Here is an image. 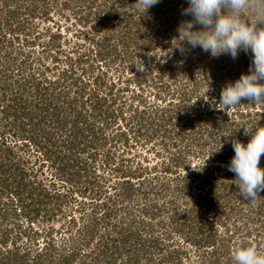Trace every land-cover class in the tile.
Wrapping results in <instances>:
<instances>
[{"label": "rangeland", "instance_id": "1", "mask_svg": "<svg viewBox=\"0 0 264 264\" xmlns=\"http://www.w3.org/2000/svg\"><path fill=\"white\" fill-rule=\"evenodd\" d=\"M104 1L0 0V264H60L72 252L68 264H234L231 251L241 244L264 253V190L255 203L245 200L229 163L209 156L224 148L214 145L211 117L221 126L222 114L237 110L214 114L210 102L249 71L243 56L220 55L218 63L198 47L182 56L171 50L175 37L159 45L149 29L127 55L119 43L130 32L125 20L145 10ZM186 4L160 0L146 11L156 16L148 15L149 28L177 33L191 18L181 14ZM243 18L258 23L248 10ZM244 102L245 116L264 112V102ZM186 106H194L192 125L178 118L173 127L159 116ZM251 121L244 117L233 140L247 143L246 132L260 125ZM187 128L190 137L178 141ZM225 174L230 186L209 201V182ZM43 198L47 205H32ZM33 208L39 215L28 217ZM132 234L133 245L122 244Z\"/></svg>", "mask_w": 264, "mask_h": 264}, {"label": "clouds", "instance_id": "2", "mask_svg": "<svg viewBox=\"0 0 264 264\" xmlns=\"http://www.w3.org/2000/svg\"><path fill=\"white\" fill-rule=\"evenodd\" d=\"M159 2L137 0V6L146 12ZM245 10L256 16L257 24L243 18ZM181 14L191 18L178 24V35L176 42H171V50L182 56L197 47L213 58L226 54L235 59L241 51L251 52L249 71L227 82L221 88L219 100H211L212 106L227 112L244 100L253 104L264 102V28L259 26L264 23V0H187ZM246 133H251L247 143L232 141L234 155L227 167L239 181L241 196L255 203L259 191L264 190V167L260 166L264 155V125ZM209 156L197 170L203 169ZM231 257L234 264H264V253L255 244L233 247Z\"/></svg>", "mask_w": 264, "mask_h": 264}, {"label": "trees", "instance_id": "3", "mask_svg": "<svg viewBox=\"0 0 264 264\" xmlns=\"http://www.w3.org/2000/svg\"><path fill=\"white\" fill-rule=\"evenodd\" d=\"M130 1H132L133 3L135 1L137 2V0H110L111 5L109 7H111L112 5H114L116 3H119L120 6L123 7L127 3H129ZM106 3H108L107 0L104 1V5H106ZM157 4L160 6V2L157 3ZM108 9H110V8H108ZM156 11L157 10H154L153 13H156ZM142 14H145V15L142 17V15L140 14L137 18L128 17L125 20L126 22L124 24V27L126 29H128L130 32L123 33V36H121L119 43L121 45L120 47H122L121 49L123 50V53H127V55L129 54V52H130V54H132V47H135V46L138 45V43L140 42L139 39H140L141 35L144 32H146L147 29L151 30L152 37H154L155 42H157L159 45L163 43L164 39H168L170 41L177 35V33L174 32V34H172L170 36H166V33L171 34V29H167L166 28L167 30L161 31V30H153L152 28H149V24H150V21H151L149 16H151V15L155 16V15L150 13V12H149V14H147L146 12H142ZM113 15H114L115 18L118 17V10L114 11ZM13 17H16V13L14 11L13 12H8V18H13ZM118 27H120V26H118ZM165 37H169V38H165ZM108 41L110 42V39ZM142 45H144V47H145L147 45V43L144 42V43H142ZM240 54L243 56V65H245L248 68L250 63H251V52L245 53V52L241 51ZM222 61H225V60L222 57H220V56L215 58V62L220 63ZM157 69H158V71L159 70L161 71L163 69V66L158 65ZM157 75H159V74H157ZM158 77H159V80L162 79L161 78L162 76H158ZM136 98L138 99L139 97L136 96ZM243 103L245 104L244 101H243ZM193 107L194 106H186V108H187L186 111H183V109H176V108H175L176 109L175 110L172 107H171L172 110L170 108H166V109L163 108V110L161 111V115H159V116H160V118H161V120L163 122L167 121L169 124H172V121H174V124H172L173 127H177V125H179L180 121H179L178 118H180V120H181V118H184V119L187 118V120H189L190 124L192 125L193 112L195 111L193 109ZM207 108L208 109H207L206 115L212 116L213 113L209 110L210 108L209 107H207ZM21 109L23 111V108H21ZM195 109L196 110L198 109V111H200V109H201L200 108V103H198L196 105ZM236 109H237L236 112H233V114H222V112L220 110H216V108L213 109L214 111H216V113H214V114L218 113V114L225 115V116H223V118L221 120V124H220L221 126H218V124L216 122L218 120L216 118L211 117V119L214 120V122H215L212 125L213 134H211V137H213V139H214V143H215L214 145L223 144V142H224V148L222 147L221 149L216 150L215 152H213L212 149L210 150V153H212L210 156H212V158L215 159L219 163H229L231 157L234 155V149L232 147L233 137L235 136V134L243 132V129H244L243 119H244V117L245 118L246 117L251 118L252 121L249 122V124H252V122L253 123L256 122L257 124L259 123L260 125H264V112H260L259 113L258 111H256L255 114H253L251 112H247V115L245 116L244 112L239 111L238 106H237ZM22 113H23L24 116H29L30 115L29 113L28 114L24 113V111ZM196 115L197 116H195L196 117L195 119L197 120V118H200V115L198 113H196ZM237 118H238V120L236 121L235 119H237ZM254 127H256V126H252L250 128V130H252ZM188 129H190V128L183 129L181 132H179V134L176 136V139L178 141L182 142V141L186 140L187 137L189 138L190 135L187 132ZM219 133H221V134L219 135ZM250 135H251V133H250ZM244 140H246V138H244ZM201 148H203V147H201ZM186 151L189 152L188 149ZM188 152H186L185 154H187ZM262 156H264V155H262ZM178 159H180V158H174L172 161L175 164H177V165L184 166L186 159L182 158L180 161ZM219 173H221V172H219ZM127 175L129 176L127 178L129 180L125 181L123 183V185H125V187L127 189H130V188H132V186L130 184V173H128ZM228 176H230L231 179H234V176H232L231 174H228ZM228 176L225 174V175H222L223 178L220 177V175L217 176L216 178H213L212 180L215 181V183L209 182V183H211V186L209 185V183L208 184L206 183L207 185H209V189L206 192L207 199L209 201H213L214 202V201H216V199H218L217 198V190L219 188L220 189L221 188L222 189H227L228 186H230V183L228 182L230 178ZM133 177H134V175H133ZM220 178H222V182H219ZM235 187H236V189H239V186H235ZM225 191H227V190H225ZM44 194L46 195V197L49 195L48 192L47 193L44 192ZM224 197L225 196H223L222 198H224ZM45 200H46L45 198H43V201H40V199L39 200L36 199L35 201L33 200L35 203H33L32 205L33 206L37 205V207H38L39 204L40 205L41 204L47 205L46 204L47 202H45ZM38 210L39 209H37V208H33L31 212H28V213H25V214L28 215V217H29V215H33V217L34 216L36 217L40 213ZM112 214H113V211L109 210V209H107V212H105L106 217H112ZM29 220L31 221V219H29ZM135 239H137V235H133V234L132 235H127V236L124 235V237L121 239V242H122V244H125L126 242H130V245H133V243L135 242ZM189 241L191 242L192 240L189 239ZM149 243H150L149 245H151L152 249L156 250V252H158V253H162V251H163V250H161L162 249L161 248L162 244L159 242V240L153 239ZM193 243H195V242H193ZM46 249L50 250L49 247L45 248V250ZM137 251L139 253L140 249H138ZM142 251H144V250H142ZM12 254L17 256V252L12 253ZM176 254L178 255V253H176ZM43 255L44 254H39L38 256L42 257ZM74 255H75V253L72 252L68 256H63V258L60 260V264H68V263L72 262L71 258H73ZM7 256H8V253H7ZM171 256H174V255H171ZM20 258H22V257L20 256ZM135 260L136 261L138 260L137 263H139V261H140L137 257L135 258ZM173 260H175V259H172L170 261L174 262ZM7 261L8 262H6V263H2V261H1V263L2 264H10V262L12 260L7 259ZM130 261H131V259H130ZM176 261H178V263H180L179 262L180 261L179 258H177ZM37 263L38 262H36V264ZM19 264H26V263L22 261Z\"/></svg>", "mask_w": 264, "mask_h": 264}]
</instances>
